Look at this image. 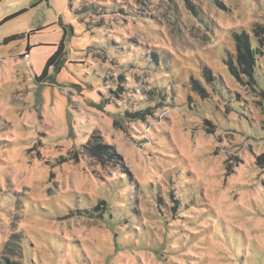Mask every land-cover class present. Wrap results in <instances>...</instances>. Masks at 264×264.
<instances>
[{
  "label": "rangeland",
  "instance_id": "obj_1",
  "mask_svg": "<svg viewBox=\"0 0 264 264\" xmlns=\"http://www.w3.org/2000/svg\"><path fill=\"white\" fill-rule=\"evenodd\" d=\"M261 42L264 0H0V264H264Z\"/></svg>",
  "mask_w": 264,
  "mask_h": 264
},
{
  "label": "trees",
  "instance_id": "obj_2",
  "mask_svg": "<svg viewBox=\"0 0 264 264\" xmlns=\"http://www.w3.org/2000/svg\"><path fill=\"white\" fill-rule=\"evenodd\" d=\"M39 1H42V0H39ZM246 44H247V40H246L245 35H243L242 38L240 39V41H238V43H236V47H237V49L240 52L239 60H240L241 64H244L245 67H246L245 68V72L246 73H250V68H251V66L253 65V62H254L253 61V54L256 53V52H259L260 48H256V50H254L253 52H249L246 49ZM261 45H264V44L261 42ZM242 46L245 48L246 52H242ZM88 143H87V145H83V147L86 150H89L88 149L89 148ZM89 151H91V150H89ZM10 264H15V263L11 262Z\"/></svg>",
  "mask_w": 264,
  "mask_h": 264
},
{
  "label": "built area",
  "instance_id": "obj_3",
  "mask_svg": "<svg viewBox=\"0 0 264 264\" xmlns=\"http://www.w3.org/2000/svg\"><path fill=\"white\" fill-rule=\"evenodd\" d=\"M25 56H26V54H25Z\"/></svg>",
  "mask_w": 264,
  "mask_h": 264
}]
</instances>
